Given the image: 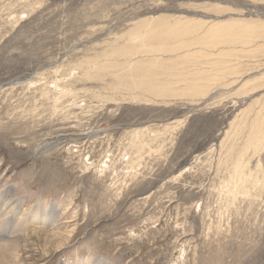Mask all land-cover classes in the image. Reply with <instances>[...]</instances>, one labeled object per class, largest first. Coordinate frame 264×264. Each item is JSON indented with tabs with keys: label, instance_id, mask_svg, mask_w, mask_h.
Masks as SVG:
<instances>
[{
	"label": "rangeland",
	"instance_id": "obj_1",
	"mask_svg": "<svg viewBox=\"0 0 264 264\" xmlns=\"http://www.w3.org/2000/svg\"><path fill=\"white\" fill-rule=\"evenodd\" d=\"M0 189L26 264H264V0H0Z\"/></svg>",
	"mask_w": 264,
	"mask_h": 264
},
{
	"label": "bare ground",
	"instance_id": "obj_2",
	"mask_svg": "<svg viewBox=\"0 0 264 264\" xmlns=\"http://www.w3.org/2000/svg\"><path fill=\"white\" fill-rule=\"evenodd\" d=\"M207 35L210 37L216 35L217 37L216 29L208 31ZM37 207L27 206L22 200L15 198L11 190L4 191L0 189V264H26L24 259L25 255L23 256L24 251L22 252L20 250V235L28 232L30 228L37 229L46 227L54 229L55 233H59L57 229L60 218L56 209L51 208V210H46L44 208L45 206L42 207L41 205L39 208ZM58 235L60 236V234H55L53 237L56 238ZM54 238L52 240L55 242ZM50 243H52L51 240ZM88 260L90 261L89 264H106L102 260ZM77 264H86V262L85 260L78 259Z\"/></svg>",
	"mask_w": 264,
	"mask_h": 264
},
{
	"label": "water",
	"instance_id": "obj_3",
	"mask_svg": "<svg viewBox=\"0 0 264 264\" xmlns=\"http://www.w3.org/2000/svg\"><path fill=\"white\" fill-rule=\"evenodd\" d=\"M61 139H62V138H59V139L56 140V142H54V143L48 145L47 147H44L43 149H41L40 153L52 149L53 147H55V146L58 144V142H59Z\"/></svg>",
	"mask_w": 264,
	"mask_h": 264
},
{
	"label": "clouds",
	"instance_id": "obj_4",
	"mask_svg": "<svg viewBox=\"0 0 264 264\" xmlns=\"http://www.w3.org/2000/svg\"><path fill=\"white\" fill-rule=\"evenodd\" d=\"M85 262H86V264H89V260H88V257H85Z\"/></svg>",
	"mask_w": 264,
	"mask_h": 264
}]
</instances>
